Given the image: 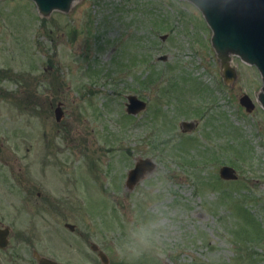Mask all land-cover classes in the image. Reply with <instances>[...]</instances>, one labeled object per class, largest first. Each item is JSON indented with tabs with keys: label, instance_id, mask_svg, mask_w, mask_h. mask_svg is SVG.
<instances>
[{
	"label": "rangeland",
	"instance_id": "1",
	"mask_svg": "<svg viewBox=\"0 0 264 264\" xmlns=\"http://www.w3.org/2000/svg\"><path fill=\"white\" fill-rule=\"evenodd\" d=\"M212 35L187 0H78L68 14L47 18L31 0L0 1V72L9 71L2 89L43 104L35 114L0 95L5 221L16 231L25 227L11 213L21 203L25 168L35 202L42 204L36 194L51 188L63 208L53 210L55 232L49 216L38 217L37 226L47 233L43 241L55 233L65 264H102L90 242L127 264H264V109L257 101L263 81L255 66L234 56L239 76L225 83ZM245 93L256 104L252 113L239 104ZM135 94L147 110L132 117L126 97ZM181 121L197 122L196 129L183 133ZM145 158L156 168L128 190V170ZM224 164L237 169L238 182L220 179ZM236 198L250 211L248 220L234 209ZM157 207L173 220L160 255L129 259V227ZM67 221L85 240L64 229Z\"/></svg>",
	"mask_w": 264,
	"mask_h": 264
},
{
	"label": "water",
	"instance_id": "2",
	"mask_svg": "<svg viewBox=\"0 0 264 264\" xmlns=\"http://www.w3.org/2000/svg\"><path fill=\"white\" fill-rule=\"evenodd\" d=\"M39 11L48 16L54 10L68 12L72 4L78 0H33ZM202 10L214 34L213 47L220 59L225 79L231 82L237 78V72L231 66L233 55H237L249 64L258 67L264 81V0H190ZM258 101L264 107V85ZM128 112L136 113L145 110L146 103L137 97H128ZM248 112H252L255 104L248 95L240 100ZM60 120L62 113L56 111ZM184 131L193 127V123H183ZM155 164L150 160H140L136 167L129 171L128 187L133 188L140 180L154 170ZM220 175L223 179H237L236 169L224 166ZM100 258L105 264L109 260L101 253Z\"/></svg>",
	"mask_w": 264,
	"mask_h": 264
},
{
	"label": "flooded vegetation",
	"instance_id": "3",
	"mask_svg": "<svg viewBox=\"0 0 264 264\" xmlns=\"http://www.w3.org/2000/svg\"><path fill=\"white\" fill-rule=\"evenodd\" d=\"M2 88L3 86L0 85V95L2 96L6 95V97L9 95L8 99L15 100L16 106L20 107L21 109L26 108L27 110L30 108V106H32V104H34V108L32 109V111L35 112V114L38 113L41 115V113L37 112V110L43 108L42 101H40L41 98L33 97V99H31L29 95H27L24 91L21 90H20V94L16 96L11 93L6 94ZM38 105H40V108H38ZM43 134L45 137V145H46V134L45 132ZM0 145L4 149L3 143H1ZM5 158L6 160L9 159L8 157ZM47 158L48 156H46V159ZM25 170H26L25 168L19 169V171H21V176L19 175L18 178L22 193V196L20 197L21 203L19 204V206L12 207L13 211L11 212L16 217L15 219L16 223L22 221L25 223V227L21 231L19 230L16 231L15 224L14 226H12L11 224H8L5 221L8 219L7 213L5 212L0 213V264H41L40 260L42 259H50L57 263L60 262L62 264H65L64 261H61L59 258H57V251H55L54 249L55 248L54 243H56L55 233H54L53 241L50 239H47V241H43V239L47 237V233L40 234V230L38 229L37 226L38 217L49 216L52 219H47V221L50 224L51 230L55 232L53 210L54 208L57 210L63 208L55 203L56 198L51 197L52 196L51 192L48 191L51 190V188L45 190L46 192L42 191L44 192V194H42L41 192L37 193L36 194L37 198L39 199L42 198L44 200L42 204L36 203L34 199V189L30 188L27 184H25V183L29 184L28 180L26 179L27 175L25 174L26 172ZM13 171L15 172L16 170L13 169ZM19 171L17 170L16 172ZM30 203H34V205L31 204V206H36V207L41 206V208L33 209L30 206ZM3 209L4 208H0V210ZM68 223L70 222L69 221L63 222V227H65ZM78 235L81 239L86 238V237L83 238L84 234H82L80 231H78ZM73 241L77 242L76 239H74ZM88 242L89 241H87V243ZM92 244L93 243L90 242V247L92 246ZM25 248L28 251H25ZM30 254H31V260L28 258V255ZM87 254L88 253L85 252L84 255ZM71 263L73 262L71 261ZM112 264L115 263L112 262Z\"/></svg>",
	"mask_w": 264,
	"mask_h": 264
},
{
	"label": "clouds",
	"instance_id": "4",
	"mask_svg": "<svg viewBox=\"0 0 264 264\" xmlns=\"http://www.w3.org/2000/svg\"><path fill=\"white\" fill-rule=\"evenodd\" d=\"M173 229V220L168 209L157 207L148 218L130 226L123 251L128 258L139 259L145 253L155 250L160 255V245L164 237ZM123 258V252L121 253Z\"/></svg>",
	"mask_w": 264,
	"mask_h": 264
},
{
	"label": "trees",
	"instance_id": "5",
	"mask_svg": "<svg viewBox=\"0 0 264 264\" xmlns=\"http://www.w3.org/2000/svg\"><path fill=\"white\" fill-rule=\"evenodd\" d=\"M236 200H238V202H239L242 206L244 205V202H243L242 200L237 199V198H236ZM233 206H234V209H235V208L237 209V207H238V210H239V209L241 208L242 211H243V213H242L241 209H240V212H241L243 215H245L247 219L250 218V216H249L250 213H248L246 210H244L242 207H240L239 204L236 205V203H235V204L233 203ZM247 215H248V216H247ZM239 233H241V231L238 232L237 236H239Z\"/></svg>",
	"mask_w": 264,
	"mask_h": 264
}]
</instances>
